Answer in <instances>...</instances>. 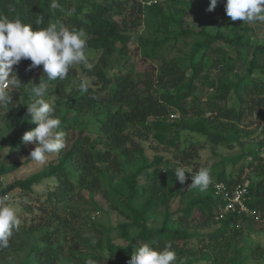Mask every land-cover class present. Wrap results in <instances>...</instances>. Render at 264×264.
Returning a JSON list of instances; mask_svg holds the SVG:
<instances>
[{
	"label": "trees",
	"instance_id": "trees-1",
	"mask_svg": "<svg viewBox=\"0 0 264 264\" xmlns=\"http://www.w3.org/2000/svg\"><path fill=\"white\" fill-rule=\"evenodd\" d=\"M148 1L77 0L68 14L69 0H58L60 9L50 8L52 0H0V16L32 23L33 31L38 30L34 24L37 13L45 15L39 27L59 21L70 30L83 29L93 64L91 70L77 65L65 80L50 82L43 76L42 65L28 70L31 61L22 59L13 66L21 87H11L12 103L0 108V144H7L10 151L26 146L24 133L37 126L27 114L31 88L42 78L49 85L46 99L61 119L58 131L64 133L67 146L41 171L0 186V195H4L14 189L31 192L45 181L53 184L37 207L39 215L28 226L20 224L9 246L0 249V264L10 252H24L19 264H59L62 260L129 264L133 250L145 243L154 250H163L170 243L176 253L173 264H226L233 243L243 235L245 226L254 223L253 217L237 213L217 220L220 201L211 191L189 189L187 180L180 184L174 170L198 168L200 148L195 142H182L183 132L232 150L244 140L241 126L245 119L264 118V79L252 76L257 69L264 74V44L244 42L245 35L252 32L246 23L240 26L226 20L223 29L208 30L194 8L196 2L207 0H164L147 5ZM224 3L218 2L227 19ZM139 26L144 31L132 53L147 65L142 78L136 80L129 69L110 75L113 57L131 54V33ZM245 47L250 55L244 73L239 74L236 64L245 59ZM173 51L175 55H166ZM206 60L215 62L222 72L214 76L205 67ZM83 79L90 82L87 93L79 90ZM175 113L178 122L169 120ZM87 114L90 118L83 123ZM149 145L154 150L151 158L145 152ZM263 149L264 140H260L246 152L223 157V168L212 177L228 188L248 180L247 207L261 224ZM18 166L8 168L0 163V175ZM95 195L124 222L102 226L69 217L74 205L86 198L94 211L101 212ZM82 229L95 236L81 235ZM241 251L234 250L231 264H242L238 261ZM261 255L264 247H256L247 258Z\"/></svg>",
	"mask_w": 264,
	"mask_h": 264
},
{
	"label": "clouds",
	"instance_id": "clouds-1",
	"mask_svg": "<svg viewBox=\"0 0 264 264\" xmlns=\"http://www.w3.org/2000/svg\"><path fill=\"white\" fill-rule=\"evenodd\" d=\"M219 0H210L206 11L212 12ZM51 9H60L58 0H52ZM225 13L231 21L244 23L264 22V0H225ZM45 22V15L37 13L34 24L38 30H32V23H23L21 20H9L0 16V108L12 103V88H20L21 82L13 71L22 59L30 60L28 70L42 65L43 76L47 81H63L68 77L70 69L77 65L91 70L93 64L89 62L86 33L83 29H69L59 21L49 22L47 26L39 27ZM253 78L264 79L259 69L252 74ZM48 83L42 78L38 85L31 88V103L27 106V114L31 122L37 126L24 133L22 141L26 145H34L30 152V159L40 165L47 162L50 154L65 149L67 144L64 133L58 131L61 119L55 115V107L48 102ZM90 82L83 79L79 90L87 93ZM211 167H202L193 173L188 167H177L174 175L180 184L188 179L186 173H192L189 189H199L205 192L213 183ZM7 194L0 195V249L9 246V240L14 231H18L21 220L17 208L9 203ZM172 245L166 243L163 250H154L145 243L134 249L129 264H173L176 253L171 250ZM88 264H93L88 261Z\"/></svg>",
	"mask_w": 264,
	"mask_h": 264
},
{
	"label": "rangeland",
	"instance_id": "rangeland-1",
	"mask_svg": "<svg viewBox=\"0 0 264 264\" xmlns=\"http://www.w3.org/2000/svg\"><path fill=\"white\" fill-rule=\"evenodd\" d=\"M71 5L69 6L70 11L68 14H71L74 6L76 5L77 0H69ZM103 2H107L108 0H102ZM189 6H193L191 1L187 2ZM210 4V0H207L204 3L196 2L194 4L195 12L200 14L203 21L206 23V27L211 32H215L217 29H223V24L226 20H231L230 17L223 18L221 10L219 8V4L214 11L208 12L206 9ZM191 19H189L190 21ZM238 25L243 26L245 23L243 21L237 20L235 21ZM252 29V32L245 35L244 42L247 44L251 43H260L264 44V22H254V23H246ZM143 27L139 26L131 33V42L129 44V48L131 50V54L127 57L118 56L117 54L113 57V64L111 68L108 70L110 75H114L120 71L125 69H129L133 72L134 78L139 80L142 78L143 72L147 68L146 63L140 61L139 56L135 53L134 48L137 46V38L143 34ZM165 53V52H164ZM92 53H90V56ZM167 56L175 55V52H171L166 54ZM242 55L245 59L238 61L236 64V71L239 74H243L247 65V60L250 55V49L245 47L242 50ZM125 61V64H124ZM124 64V66H123ZM154 65H157L158 62H153ZM205 67L212 73L214 76L220 74L222 69L215 62L206 60ZM89 81V80H88ZM11 89V85H9V90ZM200 93L203 94L205 89L203 86H199ZM177 119L174 122L179 121V115L175 113ZM90 116H83V123L87 121ZM242 135L244 140L239 145H236L234 149L227 150L220 146H214L209 143H206L203 138H200L195 135H189L188 132L182 133V142L190 143L195 142L199 149V155L196 159L198 163L199 170L202 167H211L212 177H215L223 168L222 158L228 156L239 155L242 152H246L249 150L254 143L260 140H264V118L259 116H250L247 117L241 126ZM91 136L95 137V134ZM150 144L156 146V142L151 140ZM183 144V143H182ZM34 149V145H26L23 149H15L10 151L7 144H0V163H3L6 167H13L17 164L19 165L14 171L6 174L0 175V186L2 188L13 184L17 180L25 179L45 168L51 161L56 158V153L50 154L48 156L47 162L44 165H40L37 162H34L30 159V152ZM145 152L148 158H151L154 154V150L149 146L145 147ZM264 152V149L262 150ZM165 154L164 152H160ZM237 167L235 172H238ZM132 168H127V172H132ZM193 170V169H192ZM195 170V171H197ZM193 170V173L195 172ZM245 177V175H243ZM114 181H118V177L114 178ZM53 186L50 181H45L39 185H35L32 188L31 192L25 193L19 189H14L8 193H6L10 199L9 203L14 205L17 208V214L19 219L21 220V224L25 223L28 226L30 219L33 216L39 215L37 207L40 202H42L45 198L48 190ZM85 195V194H84ZM86 196V195H85ZM95 203L102 208L101 212H96L93 210V206L87 200V198L83 201L77 202L71 210L69 217L74 215V218L77 221L84 220L86 223L92 221L96 224L102 226L115 225L117 223H123L124 219L119 217L115 212L109 209L107 203L101 198L99 195L94 196ZM175 208V205L172 206V209ZM161 215H157V221L159 222ZM79 223V222H78ZM77 224L75 225L76 228ZM81 235H93L90 230L82 229L80 231ZM72 236V233H69V237ZM256 247L263 248L264 247V224L259 223V221H254L249 226H245L243 235L238 238L232 245V250L230 252L229 258L226 264H231L230 261L233 256V252L236 249H242L241 253L238 255V261H241L242 264H264V256H260L258 258H247L250 252ZM24 256V252H20L18 254L10 252L6 257L3 264H19ZM59 264H70L67 261L62 260ZM205 264V263H199Z\"/></svg>",
	"mask_w": 264,
	"mask_h": 264
},
{
	"label": "built area",
	"instance_id": "built-area-1",
	"mask_svg": "<svg viewBox=\"0 0 264 264\" xmlns=\"http://www.w3.org/2000/svg\"><path fill=\"white\" fill-rule=\"evenodd\" d=\"M164 0H150L147 5L157 4ZM177 119L176 114H170L169 120ZM192 173H188V179L191 183ZM249 181H241L231 188H228L223 182L214 181L209 185L206 191H211L214 198L220 201V207L218 209L217 220L224 219L227 215L237 213L245 214L246 216L253 217L254 221H258L257 214L249 210L247 202L249 201L248 193Z\"/></svg>",
	"mask_w": 264,
	"mask_h": 264
}]
</instances>
